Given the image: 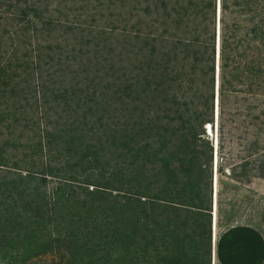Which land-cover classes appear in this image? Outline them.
Wrapping results in <instances>:
<instances>
[{"label":"trees","instance_id":"16d2710c","mask_svg":"<svg viewBox=\"0 0 264 264\" xmlns=\"http://www.w3.org/2000/svg\"><path fill=\"white\" fill-rule=\"evenodd\" d=\"M206 125L264 177V0H0V264H205Z\"/></svg>","mask_w":264,"mask_h":264},{"label":"rangeland","instance_id":"374dc122","mask_svg":"<svg viewBox=\"0 0 264 264\" xmlns=\"http://www.w3.org/2000/svg\"><path fill=\"white\" fill-rule=\"evenodd\" d=\"M213 131L217 142V127L214 126ZM207 134L210 139L214 137L210 132ZM214 165L212 166H214L216 173V153ZM223 168H225L223 173H217L215 190L213 191V195H211L213 197L212 210L210 213H207L205 217L201 218V223L198 224L201 237L203 238L200 243H204L205 239L207 240L208 252H205L204 254L205 264H220L214 254V241H216L220 232L229 225L240 221H259L264 228V177L252 178L246 182V180L231 178L226 167L224 166ZM214 170L212 173V188ZM214 217L216 218V221L214 220ZM208 219L211 220L209 224ZM42 264L59 263L58 261L54 263L42 261Z\"/></svg>","mask_w":264,"mask_h":264},{"label":"crops","instance_id":"0c3cea01","mask_svg":"<svg viewBox=\"0 0 264 264\" xmlns=\"http://www.w3.org/2000/svg\"><path fill=\"white\" fill-rule=\"evenodd\" d=\"M259 221H240L223 229L214 241L220 264H264V228Z\"/></svg>","mask_w":264,"mask_h":264},{"label":"water","instance_id":"95a60500","mask_svg":"<svg viewBox=\"0 0 264 264\" xmlns=\"http://www.w3.org/2000/svg\"><path fill=\"white\" fill-rule=\"evenodd\" d=\"M216 108L217 107L215 106V108H214V110H215V117L217 116V110H216ZM206 129H208V132H209V127L207 125H206ZM215 137L216 136L214 135V137L211 138L212 139V144H213V159H214V162H215V144L217 143Z\"/></svg>","mask_w":264,"mask_h":264},{"label":"bare ground","instance_id":"6f19581e","mask_svg":"<svg viewBox=\"0 0 264 264\" xmlns=\"http://www.w3.org/2000/svg\"><path fill=\"white\" fill-rule=\"evenodd\" d=\"M217 117V116H216ZM208 131V130H207ZM215 153H216V164H217V143L215 144ZM216 176L217 173L215 174V184H216ZM216 206V205H215ZM214 215H215V211H214ZM214 220L216 221V218L214 217Z\"/></svg>","mask_w":264,"mask_h":264}]
</instances>
